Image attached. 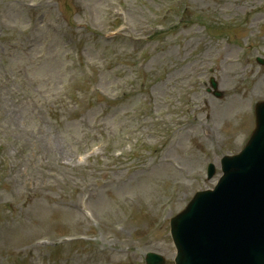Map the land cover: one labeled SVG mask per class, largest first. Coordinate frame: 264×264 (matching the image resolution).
<instances>
[{
    "label": "rangeland",
    "instance_id": "1",
    "mask_svg": "<svg viewBox=\"0 0 264 264\" xmlns=\"http://www.w3.org/2000/svg\"><path fill=\"white\" fill-rule=\"evenodd\" d=\"M4 1V14L2 11L0 13V17H2L4 24L0 19V31L1 27L7 28L8 23L20 24L24 27L27 22L25 9L30 8L26 2H29V0ZM75 1L76 0H52L51 3L49 0H36V10L40 9L37 25L40 26V21L45 17L49 26L46 25L40 29L31 31L34 37V44H32V47L30 48V55H32L34 62L37 64L32 65L27 62L28 58H25L24 56L26 47L22 45L21 38L19 47L9 50V54L6 58L9 62V67L14 72L18 73L19 68L28 70V72L33 75L31 78L39 84H42L43 88L46 84H50L52 86L50 91H54L53 85H56L57 83L60 84L64 80L62 68H65V56L67 53L65 52V42L62 40V35L64 33L66 34L67 30L65 25L69 24V22L64 17H60L58 13L62 16L64 13L56 11V8L54 11L53 6H56L57 3L58 7L65 12H71L74 11L73 5H75ZM111 1L112 4L115 2V0ZM140 1L141 0H130L125 3V7L131 9L129 13L134 20L137 18V8L140 7L141 10H144L143 6L141 7L142 3H140ZM49 2L50 4L48 6L47 4ZM87 2L99 11L92 22L98 24V26H103L106 22V12H108L110 6V0H87ZM8 3H11V5L8 6ZM242 7L243 5L241 6V9ZM11 9L14 10V13ZM79 14V17H71L73 18V21L81 18V13L79 12ZM67 18L69 19L68 16ZM53 26L59 30L61 33L60 35H57ZM97 28L99 29L100 27ZM16 38L17 37L12 36L9 38V47L15 45L14 40ZM170 43L171 42H167L165 45L163 43V49L160 51L157 49L159 48L158 43L154 45L151 43L150 46L153 48L151 50L147 49L148 52L146 54V59H148L147 65L143 66L140 71L144 70L147 73L150 72V74H155V72H157V67L159 68L162 65L168 67L171 60L177 62L179 58H182V55L178 53L176 54L175 50L170 46ZM107 46H109V49L106 51L105 57L115 53L122 59V63L119 67L111 68L109 72L100 75L101 80L99 87L103 90L111 91L124 81L126 84L132 82L133 74L130 72L133 62L131 56L135 51V48L140 49L141 46L137 47L131 42L123 41H118L110 45L107 44ZM86 47L88 50L93 49L91 46ZM90 55L93 59L101 57L99 54H96V52L90 53ZM166 56L167 60L165 61ZM42 57H44L43 60L39 61V58ZM156 62L159 63L157 66ZM58 68L62 71L61 80L55 79L58 77V74L56 73ZM100 70L101 68L97 69V73H100ZM228 71L233 73L234 69L228 68ZM84 76L85 73L83 70H79L76 74V78L81 81L85 78ZM149 80H154V78H149ZM170 83L171 78H163L162 82L151 84L148 89L143 91L144 95L151 100L153 107L156 106L155 103L158 96L169 90ZM147 85H145V88ZM8 95L9 93H3V97L0 98V112L1 108L9 104ZM133 102L135 101H132L131 103ZM231 102H234L237 105L239 112H244L240 105V99H234L231 100ZM130 106L131 104H124L116 107L113 112H109V114L114 115V119L111 120V115H107L104 118L107 125L103 128L105 132L103 135L120 136V129H123L128 124L127 120L123 121L122 118L124 117V113L130 109ZM10 107L23 108L22 105H17L16 103L10 104ZM27 110L32 115L30 127L34 128L38 125L39 118L37 120L32 109ZM93 116L94 115H90L89 113L80 117H77L76 114H69L57 117V122H55V124L46 122L44 116H42L41 123L39 121L41 127H39L38 132L43 138H45L44 143L46 147L43 150L45 153L42 154L40 160L30 162L31 160L27 157L26 145L24 143V146L21 149L16 145H10V149L14 150L13 155H10V158L15 166H22V170L19 172L17 168L13 169L12 166L14 165L8 161H4L5 163L0 162V172L2 171L3 174H6V176L0 177V255L7 257V260L3 264L11 263L12 259L8 258V256L15 257L19 252L30 253L28 249H25V246H28V243L33 238L44 235L45 232L50 233L52 228H55V231L58 232L64 231L68 233L70 228L62 227L58 223L60 222V219H66L67 222L68 219L72 220L74 224L70 227L75 229V226L80 219L77 207L80 208L82 203L79 200V195L69 189L72 184L68 186L69 188L63 187L65 195L64 198H62L59 193L60 188L55 189L59 187V184L55 185V188H51L50 192L45 193V191H43L44 188L41 189L40 187L41 180L38 174L42 164L41 162H45L51 167L60 166L61 161H64L63 166L64 163L69 162L76 141L85 139L88 144L93 142L91 137V134L93 133L89 128ZM193 117L197 118L198 122L204 120L203 115L193 114ZM190 120L191 117L189 118L185 115L181 118L182 123H187ZM0 122H3L1 116ZM3 124L4 123H0V125ZM32 124H34V126H32ZM6 127L8 128L9 126ZM199 129L200 125L196 123L193 128L189 130L192 137L187 132L185 134L184 131L183 133L180 132L175 140L170 143L165 145L153 144L151 149L134 154L129 160L125 161L122 166L116 165L118 159L114 162L109 160V157L113 156L112 153H109L104 159H101L103 162L102 165L89 162L83 167H74L70 169L73 172H86L89 169H94L101 171V174L107 173L109 178L107 181L105 180L106 182L102 180V178L91 179V183L88 182L89 180L83 182L82 179L74 178L75 181L79 182L74 184L73 190L78 192L80 191V188H85V192H88L90 195L88 196L87 201L83 198V205L86 208L87 205H92L93 217L95 214L96 216L104 217V219H102L103 223H108L107 219L110 221L113 219L114 222H120L121 220L126 219L127 213L124 209L127 210V204L123 201V194H131L132 196H135L136 199L140 200L141 203L149 204L143 209L141 203H139L141 207L139 205H130V210L127 215H133L128 219L126 225L123 226L124 231L117 236L128 238L136 228H139V230L142 231V234L143 232L147 233L152 229L154 232L157 231L155 233L157 237L153 241L154 247L164 250L167 255L171 256L172 249L165 228L167 218L172 216L180 206H183L182 204H184L185 201L184 197L187 198L186 201L189 199V196L191 195H189V188L194 192V190L203 189L206 185L201 178L203 165L207 161H214L215 155H218L219 150L216 142L224 143L223 149L225 151L227 149L229 151L232 150L231 143L234 138L231 141H228L230 134L228 133L227 128H221L222 133L217 132V135L214 138L210 136L211 134L203 137ZM109 130L110 132L115 131L117 134H110L108 133ZM5 134L13 138L11 141L17 139L13 130L10 133L6 131ZM187 137L193 139L192 144L190 140H187ZM176 140L178 142H176ZM11 141H8V143ZM5 146L7 147V145ZM22 159H25V161H22ZM0 161H2V159H0ZM71 163L75 164V161L72 160ZM175 165L182 168V173L175 170ZM43 166L44 165L42 164L41 167ZM143 168L147 171L143 172ZM112 172L116 173L111 174ZM185 172H189L193 175L199 174V177L195 180L187 181L185 180ZM57 175L58 174L55 176ZM68 175L69 173L66 174V176ZM123 176L130 177L129 186H120L119 183H115V180L118 181L122 179ZM174 182L179 184L178 192H184L182 196L180 194L177 195L180 199L172 202L163 213L159 214V217H163V220L153 229V225L156 222L154 218L156 217L155 214L157 213V208L169 198L171 193L170 186ZM114 191H116L117 196L115 198H110L111 192ZM3 193L7 195L6 199L3 197ZM144 210L147 214V219L143 221L141 215L145 213L143 212ZM168 210H170L171 213H168ZM76 220L77 222L75 223ZM57 223L60 227L57 226ZM160 229L162 230L160 231ZM34 234L36 235L34 236ZM149 234H151V232ZM5 235L8 236L9 240L6 239ZM27 237L32 238L27 242ZM128 244L130 243H125V245H120L118 247L124 248ZM152 248L153 247H150V249ZM36 252L37 250L32 253L33 264H45L44 257L36 255ZM97 259L98 261H103L105 258L97 256ZM24 260L25 258L19 261H22L21 263L23 264H28L29 260ZM130 260L132 263H136L138 257H134L133 255L129 260L127 259V261ZM87 261L89 260L87 259ZM117 262L118 261H114V263Z\"/></svg>",
    "mask_w": 264,
    "mask_h": 264
}]
</instances>
